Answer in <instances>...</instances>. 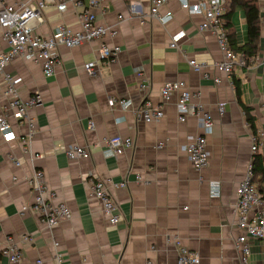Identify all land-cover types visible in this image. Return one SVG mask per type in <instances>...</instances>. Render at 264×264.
Listing matches in <instances>:
<instances>
[{
  "label": "crops",
  "instance_id": "1",
  "mask_svg": "<svg viewBox=\"0 0 264 264\" xmlns=\"http://www.w3.org/2000/svg\"><path fill=\"white\" fill-rule=\"evenodd\" d=\"M32 1L45 3L41 8L44 21L34 26L35 33L50 36L60 24L79 28L73 6L60 12L53 0ZM102 1L93 11L100 24L116 30L105 40L121 51L114 62H102L95 76L89 75L83 64L99 57L97 40L75 48L61 46L60 64L52 77L44 75L39 63L25 58L14 60L0 73V113L13 97L8 93L9 84L22 100L41 96V102L29 110L34 123L31 148L41 156L35 164L57 191V201L65 202L72 211L70 219L53 227L31 210L21 211L34 197L26 181L33 165L21 143L30 128L10 115L17 138L6 140L0 131V264H57V252L64 255L63 264H146L147 260L176 264L177 242L198 252L200 264H240L235 241L241 231L233 203L236 188L256 155L251 151L252 129L244 105L253 108L258 132L263 133L258 152L264 165V0H260L261 39L254 63L231 75L209 67L221 77L220 84L204 78L188 62V58H196L210 65L223 56L215 34L199 30L202 15L190 14L179 0H170L161 10H172L174 17L163 24L148 14L153 0ZM229 7L227 0L226 10ZM231 20L237 43H246V17L240 5ZM180 32L183 36L178 47H171L172 37ZM6 50L0 30V53ZM235 79L240 82L242 102L237 98ZM177 80L200 92L201 102L214 118L208 134L211 160L202 171L195 169L183 150L200 128L195 118L179 120L177 95L166 103L164 117L154 122L109 104L110 97L130 99L135 106L146 97L160 103L161 87ZM143 82L149 87L143 88ZM221 102L225 103L223 114L218 111ZM90 120L95 122L93 128ZM118 134L133 137L134 147L119 156H105L103 139ZM159 143L163 147H157ZM73 144L88 146L89 154L68 158L65 149ZM91 173L104 180L128 182L111 190L120 209L116 225L109 223L85 182ZM137 174L142 176L139 181ZM211 180L220 182L219 195L212 193ZM255 182L262 184L259 175ZM9 237L24 252L19 262L1 256ZM252 248L251 263L264 264V240H254Z\"/></svg>",
  "mask_w": 264,
  "mask_h": 264
},
{
  "label": "built area",
  "instance_id": "2",
  "mask_svg": "<svg viewBox=\"0 0 264 264\" xmlns=\"http://www.w3.org/2000/svg\"><path fill=\"white\" fill-rule=\"evenodd\" d=\"M57 9L64 12L69 5L73 6L78 14L80 26L72 28L66 24L58 25L53 34L44 36L34 32V26L43 23L44 17L41 8L45 6L43 1L35 4L32 0H20L19 3L11 4L9 0H0V30L3 39L7 44V50L0 53V73L18 58L32 59L42 66L46 77H52L60 64L59 48L78 47L86 42L99 41V57L86 61L83 64L84 70L91 76H95L102 62H114L121 48L111 45L105 40L107 35H115L116 30L110 26L100 24L96 13L93 11L102 5V0H53ZM170 0H153L149 16L156 18L163 24L168 23L174 17L172 10L162 11ZM183 9L190 14H200L204 21L199 25L201 32L210 31L215 34L219 48L223 54L218 61L208 64L198 61L196 58H188L191 68L203 75L206 79H212L214 84L221 83V77L212 74L209 67L219 70L221 73L231 75L237 68H245L243 53H235L231 47L228 34L223 27L222 15L226 11L227 0H198L191 3L189 0H179ZM182 32L175 34L170 43L171 47H178ZM142 76V72L138 73ZM143 88L149 84L142 83ZM8 93L13 96L2 106L3 113H0V131L6 140H13L17 135L12 130L10 115L19 121L26 122L30 128L28 137L21 140L23 152L28 154L33 165L32 173L26 178L28 185L33 191V201L22 207L21 211L31 210L37 214L40 220L48 227H53L61 221L68 220L72 216L70 207L65 202H58L57 191L50 187L46 173L39 168L35 162L41 157L31 148V137L34 134V123L29 116V110L41 102V96L36 94L28 100H22L16 95V89L9 84ZM161 102L154 103L146 97L141 105L135 106L130 99L110 97L109 104L113 108L119 106L123 110H131L136 118L147 122L159 121L164 117L165 105L177 95L176 108L179 120L183 122L187 118H195L198 122L200 132L189 137V142L183 146L188 157L196 170L202 171L207 168L211 160V152L208 148V134L212 132L214 118L212 113L201 102L200 92L192 91L184 80L170 81L165 83L160 90ZM218 111L223 114L225 103L221 102ZM89 125L94 127L95 122L90 120ZM263 133L251 134V151L256 154L261 146ZM102 152L105 156H119L128 149H132L135 140L131 136L120 134L107 136L103 139ZM157 147H163L159 143ZM88 146L73 144L65 149V154L70 159H80L89 154ZM254 160L247 170L245 178L236 188V198L233 209L237 216V227L241 233L236 238L235 246L238 252L240 264H252V242L264 240V183L255 182ZM15 164L21 165L16 159ZM140 174L136 180H141ZM17 180V176H14ZM85 182L89 185L92 193L101 203L103 214L108 218L111 225H116L120 220V209L112 195V188L118 189L127 186V181L116 182L115 180H104L96 174H88ZM214 195L220 194V182L211 180L209 182ZM58 243L55 242V246ZM178 245V256L176 264H200L201 256L198 252L191 250L180 242ZM57 252V251H56ZM1 256L9 262H19L24 257L20 244L12 237L7 238V243L1 250ZM57 264H63L64 255L61 252L55 254ZM41 263V261H39ZM146 264H156L147 260Z\"/></svg>",
  "mask_w": 264,
  "mask_h": 264
},
{
  "label": "trees",
  "instance_id": "3",
  "mask_svg": "<svg viewBox=\"0 0 264 264\" xmlns=\"http://www.w3.org/2000/svg\"><path fill=\"white\" fill-rule=\"evenodd\" d=\"M241 6L245 11L246 25H247V42L239 45L237 43V35L232 23V15L237 6ZM222 23L225 28L231 47L235 53H243L245 59V68L254 63L255 58L259 53V45L261 39V5L260 0H230V7L222 15ZM236 87L237 98L242 102V91L240 88V82L234 80ZM247 122L251 126L253 133H258V127L256 125V116L252 114L253 108L251 106L244 105ZM254 172L255 177L258 175L261 177L262 184L264 183V165L262 162V156L259 152L255 155L254 160Z\"/></svg>",
  "mask_w": 264,
  "mask_h": 264
}]
</instances>
